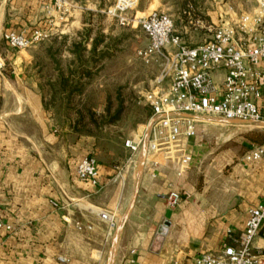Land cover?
<instances>
[{
  "label": "crops",
  "instance_id": "obj_1",
  "mask_svg": "<svg viewBox=\"0 0 264 264\" xmlns=\"http://www.w3.org/2000/svg\"><path fill=\"white\" fill-rule=\"evenodd\" d=\"M109 3L66 0L57 10L54 0H0V219L12 228L0 227V264H194L204 253L235 245L249 210L262 200L264 156L248 155L264 142L248 130L236 138L239 128H227L236 122L218 117L198 120L185 168L147 152L142 161L143 146L135 154L126 147L124 160H97L96 185L77 178L81 159L96 153V140L74 138L68 125L53 122L27 71L31 55L11 48L3 34L54 29L57 22L82 29L88 23L81 6L95 13ZM223 7L214 16L208 11L205 21L216 24L229 10ZM163 9L161 0H140L136 15ZM172 190L183 194L176 208L166 203ZM100 211L116 215L114 228ZM255 244L264 247V238Z\"/></svg>",
  "mask_w": 264,
  "mask_h": 264
},
{
  "label": "built area",
  "instance_id": "obj_2",
  "mask_svg": "<svg viewBox=\"0 0 264 264\" xmlns=\"http://www.w3.org/2000/svg\"><path fill=\"white\" fill-rule=\"evenodd\" d=\"M139 0H116L104 13L115 18L122 26H139L148 43L137 51L146 64H157L160 74L156 88L144 95L152 109L147 128V154L164 160L177 169L185 168L192 152L188 141L197 136L198 120L218 117L227 121L261 124L264 122V0L249 13L237 14L232 7L220 15L210 40L196 46L187 45L175 33L174 20L163 10H154L147 16L129 15ZM66 0H54L57 10L64 8ZM197 22H200L198 20ZM54 29H36L30 34L4 32L3 39L15 50H25L49 37ZM167 82V86L163 84ZM259 100L263 101L262 106ZM145 135L127 140L125 146L131 154L140 152ZM264 156V146L254 147L248 159ZM76 176L83 181L98 183V161L86 156L77 166ZM183 194L170 191L167 206L176 208ZM57 206L56 203H54ZM100 217L110 228L116 226V215L100 211ZM80 226V225H78ZM0 227L11 226L0 219ZM81 228V226H80ZM161 227V232L166 233ZM264 238V193L259 205L249 210L244 230L235 245L224 246L215 252L204 253L194 264H264V247L255 240Z\"/></svg>",
  "mask_w": 264,
  "mask_h": 264
},
{
  "label": "rangeland",
  "instance_id": "obj_3",
  "mask_svg": "<svg viewBox=\"0 0 264 264\" xmlns=\"http://www.w3.org/2000/svg\"><path fill=\"white\" fill-rule=\"evenodd\" d=\"M71 1V0H69ZM116 0H111L110 6L115 3ZM138 5L130 11L129 15H135ZM229 7H232L237 14L252 12L257 7V0H203L201 6L198 9L190 7L183 14H179L176 8L172 6H165L166 9L163 11L170 14L174 20L175 33L179 34L183 40L189 46L199 45L204 40L208 41L213 35V30H209L208 26L211 23L205 21L207 18L206 13L210 11L213 16L220 11ZM100 9L99 12H88L85 6H81L82 17L85 22L88 23L87 19L91 20V26L94 29L93 34L97 31H101L106 34L108 47L111 50V55L107 56L103 60L102 67L100 70L93 71V76L86 82L87 86L84 89L83 96H75L73 103L85 104L92 106V108L100 112L105 103L108 95L115 96L120 91L123 96H127L130 93H134L139 97L142 102L144 101V95L147 92L152 91L156 88V79L160 74V67L157 64H146L140 60L137 56V51L143 48L148 43L147 36L139 26H122L115 18L108 17L104 10ZM86 12V13H85ZM151 13V12H150ZM233 15V14H232ZM138 16H143L138 14ZM200 20V22H197ZM218 24L219 21L215 20ZM67 24V23H65ZM60 22H57L54 27V33L47 38L39 40L34 43L30 48L25 49L31 55V60L27 71L32 75L33 79L38 84V90L41 92L40 82H45L47 79L54 78L56 71L54 68L55 62L48 55V48L52 46L54 38H57L61 42V36H68L66 47L71 44L75 39L78 40V32L82 31L79 29L78 24H71L68 22V26H63ZM204 25V27H200ZM105 32V33H104ZM24 51V50H23ZM58 59L61 60L62 64L66 66L67 62L71 60L69 51L64 49L59 55ZM40 64V67H36L35 64ZM43 69L42 73L39 71ZM46 98L48 101L51 98V92L46 85ZM42 94V93H41ZM54 102L52 104L51 111L53 115V122L57 126H66L65 107L66 97L62 96L61 93L57 92L54 96ZM83 100V101H81ZM129 114H125V122L119 126L105 127L102 133L99 135L97 140L98 146L94 157L97 160H103L104 162L109 161L113 158L124 160L130 156V152L126 151L125 142L138 138V134H135L137 126L141 124V134L145 126V122H137L138 117L144 115V112L139 109L138 105L133 103L126 104ZM245 125V126H244ZM261 126V127H259ZM239 128L237 137H241L246 130L249 133H256L264 135V129L262 125L236 122L235 125H230L227 128L231 131L235 128Z\"/></svg>",
  "mask_w": 264,
  "mask_h": 264
},
{
  "label": "trees",
  "instance_id": "obj_4",
  "mask_svg": "<svg viewBox=\"0 0 264 264\" xmlns=\"http://www.w3.org/2000/svg\"><path fill=\"white\" fill-rule=\"evenodd\" d=\"M162 4L169 7L176 8L179 14H183L187 9L193 7L198 9L203 0H161ZM91 20L84 29L78 32V40L71 42L69 46H65L68 36H61V42L57 38L52 39V46L48 48V55L55 62L56 75L54 78H49L45 82H40L41 93L43 96L44 106L48 111L52 110V104L55 103V93L59 92L62 96L66 97L65 118L66 124L71 130V135L74 138L80 137H93L96 140V147L98 146L97 140L100 133L105 127L119 126L125 122V114H129L126 104H137L139 109L144 112V115L138 117L137 122H147L152 115V109L146 102L137 97L134 93L123 96L118 91L115 96L108 95L106 97L103 108L100 112L81 102L79 105L74 104V97L83 96L84 89L88 81L93 76V71L100 70L103 60L111 55V50L108 47L107 35L101 31L93 34ZM69 51L71 60L64 66L58 55L64 50ZM40 67V64H35ZM40 73L43 69L39 68ZM46 85L51 92V98L48 101L46 98ZM83 101V100H81ZM52 113V112H51ZM53 114V113H52ZM54 115V114H53ZM250 137L258 142H264V135L251 133ZM121 159H111L106 162H116ZM103 161V160H101Z\"/></svg>",
  "mask_w": 264,
  "mask_h": 264
},
{
  "label": "water",
  "instance_id": "obj_5",
  "mask_svg": "<svg viewBox=\"0 0 264 264\" xmlns=\"http://www.w3.org/2000/svg\"><path fill=\"white\" fill-rule=\"evenodd\" d=\"M227 121V120H226ZM228 122H238V121H228ZM149 132H150V128L148 127L147 128V131H146V134H145V142L143 144V158H142V161L145 160L146 158V152H147V140H148V137H149Z\"/></svg>",
  "mask_w": 264,
  "mask_h": 264
}]
</instances>
